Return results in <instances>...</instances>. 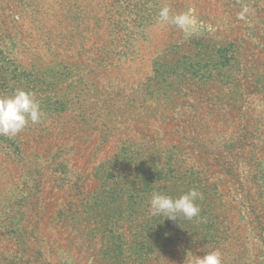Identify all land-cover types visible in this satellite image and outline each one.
<instances>
[{
	"label": "rangeland",
	"instance_id": "obj_1",
	"mask_svg": "<svg viewBox=\"0 0 264 264\" xmlns=\"http://www.w3.org/2000/svg\"><path fill=\"white\" fill-rule=\"evenodd\" d=\"M17 89L43 115L0 136V264H264V0H0Z\"/></svg>",
	"mask_w": 264,
	"mask_h": 264
},
{
	"label": "clouds",
	"instance_id": "obj_2",
	"mask_svg": "<svg viewBox=\"0 0 264 264\" xmlns=\"http://www.w3.org/2000/svg\"><path fill=\"white\" fill-rule=\"evenodd\" d=\"M160 18L162 21L170 19L167 8L161 10ZM171 22L185 35H190L195 30L193 21L187 14L171 17ZM42 115L39 102L30 91L17 89L11 96L0 97V136L15 137L29 122H40ZM202 198V193L196 189H191L177 198L153 192L149 200L150 214L164 216L172 221L181 217L192 220L199 217L201 210L196 201ZM190 264H222L221 254L219 251H212L203 257L193 255Z\"/></svg>",
	"mask_w": 264,
	"mask_h": 264
}]
</instances>
